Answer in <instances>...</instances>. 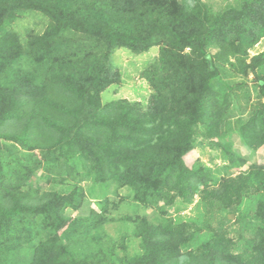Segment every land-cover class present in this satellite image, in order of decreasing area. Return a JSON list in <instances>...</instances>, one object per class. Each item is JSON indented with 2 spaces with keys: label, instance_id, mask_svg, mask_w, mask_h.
Wrapping results in <instances>:
<instances>
[{
  "label": "trees",
  "instance_id": "1",
  "mask_svg": "<svg viewBox=\"0 0 264 264\" xmlns=\"http://www.w3.org/2000/svg\"><path fill=\"white\" fill-rule=\"evenodd\" d=\"M262 39L264 0H0V264H264Z\"/></svg>",
  "mask_w": 264,
  "mask_h": 264
},
{
  "label": "rangeland",
  "instance_id": "2",
  "mask_svg": "<svg viewBox=\"0 0 264 264\" xmlns=\"http://www.w3.org/2000/svg\"><path fill=\"white\" fill-rule=\"evenodd\" d=\"M207 1L212 5L213 8H221L226 6L228 2H234V0H203ZM264 49V39L260 40L259 43L255 44L254 47L249 48V55H254L256 53L261 52ZM157 48H152L150 51L142 54V55H133L125 50H117L113 54L114 65L118 67V69L122 73V83L118 86L117 91H109L106 94V97H115V98H126L129 100H137V101H145L148 97L149 89L148 85L144 82L142 78H140V71L142 69V65L149 60L152 56L156 55ZM116 68V67H115ZM117 69V68H116ZM253 75L250 74L247 78V84L252 88V79ZM253 96V95H252ZM237 144V142H236ZM255 158L258 159L259 163H264V147L259 148L255 153ZM209 152H205L203 155L200 150H192L190 151L184 158L185 162L188 165H191L193 161L200 157L203 162L209 165L211 168L215 167V164L222 163L219 158H215L212 162L208 159ZM46 185V184H43ZM89 184H84L87 187ZM124 192V189L120 190V194ZM198 196L195 197L194 202L189 204L184 210L179 212V215L182 216V219H189L195 217L197 211L199 209H203V205L198 203ZM197 202V203H196ZM75 213H72V215ZM238 213H230L229 217L233 221ZM218 213L215 214V216ZM214 217V216H213ZM218 217H221L219 215ZM213 225L217 224V218H214L212 221ZM234 232V230H233Z\"/></svg>",
  "mask_w": 264,
  "mask_h": 264
}]
</instances>
